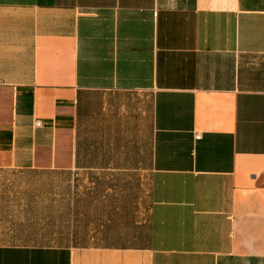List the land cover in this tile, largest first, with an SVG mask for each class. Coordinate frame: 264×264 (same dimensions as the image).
<instances>
[{"label":"crops","instance_id":"obj_1","mask_svg":"<svg viewBox=\"0 0 264 264\" xmlns=\"http://www.w3.org/2000/svg\"><path fill=\"white\" fill-rule=\"evenodd\" d=\"M0 264H264V0H0Z\"/></svg>","mask_w":264,"mask_h":264},{"label":"built area","instance_id":"obj_2","mask_svg":"<svg viewBox=\"0 0 264 264\" xmlns=\"http://www.w3.org/2000/svg\"><path fill=\"white\" fill-rule=\"evenodd\" d=\"M35 126H36V127H40V126H41V122H39V121H38V122H35ZM195 139H196V140L200 139V135L196 134V135H195Z\"/></svg>","mask_w":264,"mask_h":264}]
</instances>
